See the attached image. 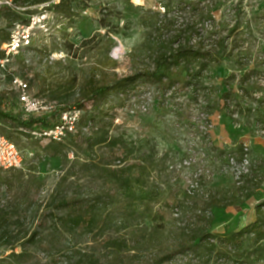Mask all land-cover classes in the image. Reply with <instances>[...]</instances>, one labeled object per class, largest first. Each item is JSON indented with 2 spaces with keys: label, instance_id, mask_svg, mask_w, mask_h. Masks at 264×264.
<instances>
[{
  "label": "rangeland",
  "instance_id": "obj_1",
  "mask_svg": "<svg viewBox=\"0 0 264 264\" xmlns=\"http://www.w3.org/2000/svg\"><path fill=\"white\" fill-rule=\"evenodd\" d=\"M10 1L0 6V59L17 25L32 17L41 25L31 46L0 74V102L1 93H15L13 78H21L37 97L68 107L84 102V118L95 116L96 127L105 126L117 146L92 152L85 139L73 137L51 158L44 154L49 141L14 137L23 165L0 170V264H151L171 251L179 254L165 264H264V237L236 236L264 201V0H227L215 19L198 17L208 2L195 12L170 14L175 29L194 28L185 36L191 46L208 49L224 39L228 51L235 50L236 57L210 64L203 77L207 92L166 93L138 81L111 91L97 107L89 99L93 86H113L150 67L145 11L160 1ZM241 66L253 71L248 92L227 103L221 98L227 78L241 79L245 70L235 71ZM237 108L243 113L234 114ZM5 129L0 120V133ZM241 146L247 166L237 163ZM119 159L117 166L133 168V195L102 203L93 226H62L61 212L50 205L56 192L58 198L121 196L93 166ZM114 240L122 247L110 246Z\"/></svg>",
  "mask_w": 264,
  "mask_h": 264
},
{
  "label": "trees",
  "instance_id": "obj_2",
  "mask_svg": "<svg viewBox=\"0 0 264 264\" xmlns=\"http://www.w3.org/2000/svg\"><path fill=\"white\" fill-rule=\"evenodd\" d=\"M158 1V0H157ZM159 6L156 9L149 8L145 11V14L150 16V23H146L148 16L144 20V23L150 27V38L148 52L150 53L151 65L148 69L136 71L134 74L118 80L113 86H93L89 91L90 101L93 102V107H97L98 104L106 103L108 101V95L111 91H126L130 86L135 85L138 81H146L153 85H157L164 92L168 93L171 90L185 91L193 88V92L198 95L201 90L208 91L205 87L204 75L209 70L211 63H223L224 59H232L236 57L235 50L228 51V46L225 45V40L220 39L214 41L216 47L201 48L191 46L190 40L185 38L188 34H194V28L188 24L182 29H175L170 25V21L173 18H169L171 13L177 12V10H192V12L198 11V7L205 2L209 4V10L204 13L202 10L198 14V17L202 18L205 14L208 18L215 19L220 10L227 6V0H159ZM227 9V8H226ZM161 11H164L163 13ZM177 14V13H175ZM175 14H172L173 17ZM197 14V13H196ZM195 26H198V22H194ZM169 30L170 35L168 38L161 33L163 30ZM184 37V38H182ZM224 43V45H223ZM245 70L244 76L237 80V76L233 73L227 80L228 90L222 93L221 98L225 102L230 103L237 93H247V85L249 79L252 76V70L246 69L244 66L235 69V71ZM238 81V85H235ZM59 94H54L53 99H58ZM51 99V98H50ZM53 101V100H52ZM62 101V100H61ZM59 104L61 110L66 111L73 107H68L63 102ZM78 108L86 109L84 102L76 103ZM84 104V105H83ZM95 104V105H94ZM217 105V104H216ZM18 96L17 93H1L0 102V120L6 125V129L0 134L5 136L9 140H13L14 137H20L28 140L31 143L40 144L41 141L35 139L32 132L41 129L52 127L55 123V116L53 120L47 117H24L22 113L18 112ZM91 106V107H92ZM217 106H214V108ZM92 109V108H91ZM238 115L243 113L239 108L233 111ZM254 113H257L254 112ZM259 114V113H258ZM261 115V123H264V115ZM82 117L79 123V132L75 135H69L65 140L57 142L50 141L44 148V154L48 157L55 158L60 157L63 154V148L66 147L64 143L73 137H81L85 139L87 150L92 152L101 151L102 148L114 149L117 146V140L109 137L106 127L97 128L95 125V116L91 115L89 118ZM86 128L85 132L83 129ZM75 147L81 149L80 145L73 144ZM111 150V151H112ZM237 163L242 164L245 161L247 153L243 146L236 153ZM123 159L115 160L110 163H94L95 171L101 173L102 178H107L108 181L115 183L118 186L121 196L112 195L106 196L96 193V196L90 198L85 195H67L64 198H58V194L52 197L50 205L53 204L54 208L61 212L57 221L64 227L81 226L87 223L89 226H93L96 222L97 209L102 203L115 204L120 202L128 194L133 195L134 181L129 178L128 173L133 171L132 166H125L121 168L117 166L116 161L121 163ZM115 167V168H114ZM15 170V169H14ZM67 177L63 181H67ZM254 219L243 230L239 231L236 236H253L256 239H262L264 237V201L254 207ZM112 242V241H111ZM118 244V247H122L120 241L114 240L110 246ZM179 254L176 251L167 252L159 260L152 261L151 264H165L172 261L174 256Z\"/></svg>",
  "mask_w": 264,
  "mask_h": 264
},
{
  "label": "built area",
  "instance_id": "obj_3",
  "mask_svg": "<svg viewBox=\"0 0 264 264\" xmlns=\"http://www.w3.org/2000/svg\"><path fill=\"white\" fill-rule=\"evenodd\" d=\"M11 5L10 0H0V6ZM40 21L32 17L27 24L17 25L11 32L9 41L1 47L4 57L0 59V74H4L16 55L31 46ZM13 86L18 96V102L25 117L55 116L52 127L32 132L35 139L40 141H63L69 135L79 132V123L83 117V109L73 107L61 110L59 104L48 101L30 93V85L21 78H13ZM85 132L86 128L83 129ZM248 165L245 160L243 164ZM244 164V165H245ZM23 165L21 151L16 144L5 136L0 135V170L20 169ZM243 168H246L243 166Z\"/></svg>",
  "mask_w": 264,
  "mask_h": 264
}]
</instances>
